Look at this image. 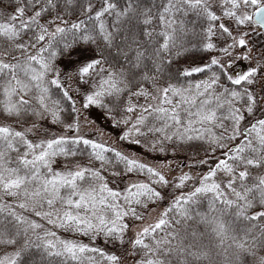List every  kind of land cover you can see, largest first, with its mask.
I'll use <instances>...</instances> for the list:
<instances>
[{
	"label": "snow or ice",
	"instance_id": "1",
	"mask_svg": "<svg viewBox=\"0 0 264 264\" xmlns=\"http://www.w3.org/2000/svg\"><path fill=\"white\" fill-rule=\"evenodd\" d=\"M0 264H264V0H0Z\"/></svg>",
	"mask_w": 264,
	"mask_h": 264
},
{
	"label": "trees",
	"instance_id": "2",
	"mask_svg": "<svg viewBox=\"0 0 264 264\" xmlns=\"http://www.w3.org/2000/svg\"><path fill=\"white\" fill-rule=\"evenodd\" d=\"M5 3H7V0H5ZM9 10H11V9H9ZM113 135H114V134H113ZM130 150H131V151H136V150H139V149L131 148Z\"/></svg>",
	"mask_w": 264,
	"mask_h": 264
},
{
	"label": "rangeland",
	"instance_id": "3",
	"mask_svg": "<svg viewBox=\"0 0 264 264\" xmlns=\"http://www.w3.org/2000/svg\"><path fill=\"white\" fill-rule=\"evenodd\" d=\"M136 151H139V150H136Z\"/></svg>",
	"mask_w": 264,
	"mask_h": 264
}]
</instances>
